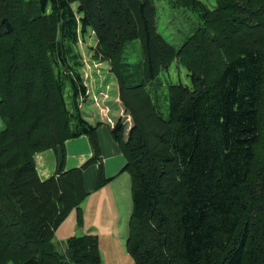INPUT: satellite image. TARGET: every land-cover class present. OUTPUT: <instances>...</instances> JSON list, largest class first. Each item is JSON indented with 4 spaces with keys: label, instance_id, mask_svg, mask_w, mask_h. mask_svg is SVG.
<instances>
[{
    "label": "trees",
    "instance_id": "obj_1",
    "mask_svg": "<svg viewBox=\"0 0 264 264\" xmlns=\"http://www.w3.org/2000/svg\"><path fill=\"white\" fill-rule=\"evenodd\" d=\"M156 1L0 0V264H102L93 234L53 243L73 209L82 222L85 169L94 190L112 180L82 110L88 33L131 120L126 138L122 119L110 134L130 176L132 262L264 264V0H172L201 21L178 48L157 31ZM133 40L136 63L123 56ZM176 61L190 86L167 87L164 113L148 86ZM82 136L91 158L41 180L35 155L64 157Z\"/></svg>",
    "mask_w": 264,
    "mask_h": 264
},
{
    "label": "rangeland",
    "instance_id": "obj_2",
    "mask_svg": "<svg viewBox=\"0 0 264 264\" xmlns=\"http://www.w3.org/2000/svg\"><path fill=\"white\" fill-rule=\"evenodd\" d=\"M209 9H214L215 0H201ZM156 28L158 33L168 43L178 48L185 39L201 24L197 13L183 7L176 6L172 0H158L155 2ZM88 33V37L79 42V50L83 57L82 76L87 80L90 99L94 105L85 108L88 115L96 117L97 121H103L95 125H110L111 127L119 120L124 125L126 138L131 128V120L124 113L117 96V83L107 63H100L92 59L91 47L95 46L96 37ZM124 58L130 63H136L141 57L140 45L136 40L126 43ZM182 84L190 86V79L186 69L179 63L174 62L167 71H163L149 84L148 89L153 96L159 95L163 112H166L167 102L164 96L167 94L169 85ZM116 100V103H112ZM99 102V105H97ZM117 105V106H116ZM108 106V110H103ZM103 108V109H101ZM105 112L107 115L105 118ZM85 114V113H84ZM86 116V115H85ZM88 117V116H86ZM264 125V119L261 122ZM3 128L0 121V130ZM97 134V133H96ZM261 134L264 132L261 130ZM257 150V149H256ZM123 167V166H122ZM109 177V176H107ZM130 176L126 171L120 172L109 183L89 194L81 204V224L77 222V212L73 209L58 229L54 236V245L57 249L73 231V236H82L88 232L98 239V248L102 264H134L126 248V239L129 233V218L131 211ZM11 264V263H9Z\"/></svg>",
    "mask_w": 264,
    "mask_h": 264
},
{
    "label": "crops",
    "instance_id": "obj_3",
    "mask_svg": "<svg viewBox=\"0 0 264 264\" xmlns=\"http://www.w3.org/2000/svg\"><path fill=\"white\" fill-rule=\"evenodd\" d=\"M112 103H116V100L114 102H111V104ZM93 105L94 103L93 101H91L89 95L88 102L85 104V106L82 107V110L85 113V115L88 116L86 117L87 121L90 124L95 125L96 123H101L100 121H103V118H102V113H100L99 115L101 119L97 121L95 116L88 115L85 112V108L87 107L91 108ZM97 105H99V102H97ZM103 110L107 111L108 106H104ZM105 113H106L105 118H107L106 117L107 112ZM96 133L101 149L100 153L102 154V162L104 166L105 175L106 177L109 176L108 178L113 179L120 172H122L125 164L124 157L122 156V153L118 145L114 142L113 138L111 137L110 125L102 124L101 126H99V128H97ZM64 154L65 156L62 157L59 150L57 151L49 150L35 155L34 161H35V167L38 177L41 180L48 179L55 174L56 169H58V167H63V170L66 171L68 169L82 166L85 162H87L91 158L92 155L88 139L82 136L77 139H72L67 141L64 146ZM96 171H97L96 166H91L88 169H85L84 171L85 189L89 194H92L94 192ZM61 225L60 227H62ZM60 227L58 229H60ZM57 231L54 236L57 235ZM73 234H74L73 231H70V235L68 236L71 237L73 236ZM54 239H53V243H54Z\"/></svg>",
    "mask_w": 264,
    "mask_h": 264
}]
</instances>
